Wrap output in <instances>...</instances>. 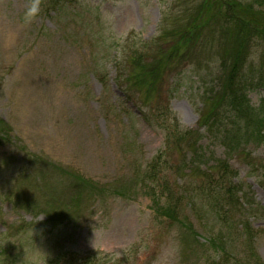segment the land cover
I'll return each mask as SVG.
<instances>
[{"label":"rangeland","instance_id":"rangeland-1","mask_svg":"<svg viewBox=\"0 0 264 264\" xmlns=\"http://www.w3.org/2000/svg\"><path fill=\"white\" fill-rule=\"evenodd\" d=\"M72 1L64 11L44 14L38 0H0V121L12 130L0 141V247L8 246L0 264H49L63 253L66 258L55 264L85 257L103 264H197L200 252L182 248L171 233L175 228L154 217L147 191L133 183L163 150L161 130L142 118L153 102H168L183 129L200 133L202 163L227 159L237 172L235 182L259 206L244 214L264 263V141L249 144L246 159L228 156L198 125L202 86L215 69L203 67L196 75L191 65L179 68L147 104L116 81L125 38H155L172 0ZM252 56V65L264 66V44ZM249 99L264 104V86L250 91ZM188 157L170 155L172 189L193 181L186 171H175ZM72 174L106 189L130 188L133 197L106 192L93 200L92 191L75 189ZM24 198L70 217L51 226L41 210L28 212L11 201ZM193 202L195 208L201 204ZM182 204L203 242L204 225ZM22 223H30L28 231L18 234L15 226Z\"/></svg>","mask_w":264,"mask_h":264},{"label":"trees","instance_id":"trees-1","mask_svg":"<svg viewBox=\"0 0 264 264\" xmlns=\"http://www.w3.org/2000/svg\"><path fill=\"white\" fill-rule=\"evenodd\" d=\"M38 2V9L44 14L64 11L73 3L72 0ZM70 10L74 16L75 8ZM159 27L160 33L153 39L145 40L133 34L125 38L126 48L116 64L118 85L125 94L134 95L142 104H147L155 100L153 97L165 77L181 72L179 68L191 65L196 75L203 67L214 68V77L202 86L198 125L213 142H219L226 155L246 159L245 148L264 141V104L254 106L249 99L250 91L264 86L263 64L251 63L254 48L264 44V0H172L171 7L162 14ZM142 118L161 130L164 141L163 150L153 156L133 180L136 186L147 191L154 217L163 226L175 228L171 233L183 249L200 252L197 264H264L254 252L253 230L244 214H254L259 206L250 192H244L235 182L237 172L228 160L219 158L202 163L200 159L204 155L198 145L200 133L183 129L168 102L164 105L153 102L142 113ZM11 131L0 121V141L11 135ZM174 152L189 155L186 165L177 166L175 171H186L184 176L193 178V183L178 190L172 189L167 179V168L172 166L169 158ZM71 177L78 192L87 189L95 194L93 200L106 192L115 198L133 197L130 188L106 189L107 186L74 174ZM79 197L76 193L72 203ZM194 199L201 203L199 207L195 208ZM11 201L28 212L41 210L54 227L70 217L46 203H33L30 198ZM182 202L204 225L203 242ZM29 224L16 225L15 230H22L18 234L27 233ZM2 241L5 238H0ZM7 249L8 246L0 247L1 258ZM57 256L55 262L49 264L58 263L67 254ZM68 264L103 263L85 257L83 261L73 259Z\"/></svg>","mask_w":264,"mask_h":264}]
</instances>
